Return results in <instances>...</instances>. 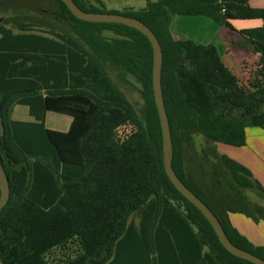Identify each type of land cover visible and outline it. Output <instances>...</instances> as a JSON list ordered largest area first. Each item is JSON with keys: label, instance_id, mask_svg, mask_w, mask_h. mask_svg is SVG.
Wrapping results in <instances>:
<instances>
[{"label": "trees", "instance_id": "obj_1", "mask_svg": "<svg viewBox=\"0 0 264 264\" xmlns=\"http://www.w3.org/2000/svg\"><path fill=\"white\" fill-rule=\"evenodd\" d=\"M74 2L87 12L135 17L155 33L173 168L231 242L264 259V247L230 219L264 220V208L248 195L263 196L264 186L218 150L219 143L245 146L249 128L264 129V8L250 0H145L120 12L102 0ZM172 16H202L232 30L235 20H261L238 30L261 55L255 89L241 83L215 44L177 41ZM0 17V160L10 182L0 264H255L222 245L166 174L154 53L143 33L82 20L62 0H0ZM122 86L140 94V107ZM18 105L33 120L14 119ZM49 112L70 116L68 130L47 128Z\"/></svg>", "mask_w": 264, "mask_h": 264}, {"label": "water", "instance_id": "obj_2", "mask_svg": "<svg viewBox=\"0 0 264 264\" xmlns=\"http://www.w3.org/2000/svg\"><path fill=\"white\" fill-rule=\"evenodd\" d=\"M70 11L78 18L89 21V22H101V23H117L133 27L143 33L151 42L154 53L153 62V88L154 96L158 108V113L161 121L162 133H163V149H164V167L166 174L171 180L175 188L192 204H194L207 218L212 227L214 228L220 242L222 245L233 255L253 262L255 264H264V259L261 257L248 252L244 249L237 247L231 242L227 236L221 222L215 213L209 208V206L202 201L193 191H191L179 178L177 173L173 168V139L171 134V126L165 106V101L163 97L162 89V66H163V51L161 44L151 30V28L146 25L143 21L123 14L118 13H102V12H87L81 9L74 0H62ZM2 18L0 17V23ZM10 199V182L0 160V211L8 203Z\"/></svg>", "mask_w": 264, "mask_h": 264}, {"label": "rangeland", "instance_id": "obj_3", "mask_svg": "<svg viewBox=\"0 0 264 264\" xmlns=\"http://www.w3.org/2000/svg\"><path fill=\"white\" fill-rule=\"evenodd\" d=\"M92 2H95V0H90ZM105 5L106 9L108 11L117 10L120 12H123L126 9H139L141 7L145 6V0H102ZM185 18H193V17H185ZM187 21H184V23L179 24L177 28L179 29V32L183 35L190 36L192 39H196L195 35H199L203 38L207 37H213L214 35V28L210 24H214L217 28L219 25L212 22L210 19H207L203 17V21H193L195 19H186ZM106 35H110V33L106 32ZM217 38L218 44H220L219 49L222 57L224 60L233 67L235 72L237 73L241 83L243 84H249L250 86L253 83H257L259 80V68L260 65L258 64V68L256 67V62H258L259 58L257 55H255V52L253 49L248 48L247 45H243L244 49L251 50L252 57L251 59H244L241 58L239 54V48L236 47L238 42H241V37L229 29H225L224 33L219 32ZM202 38V41H204ZM186 40V39H185ZM198 41V40H197ZM199 43V42H197ZM242 48V50H244ZM253 50V51H252ZM250 64V65H249ZM122 89L124 90L126 96L132 101V103L136 107H140L142 105V99L140 97V94L132 90L131 88L127 86H122ZM13 118L16 120H27L30 119L28 108L23 105H18L15 107L13 112ZM71 119L68 115H63L55 112H49L47 117V126L50 129L58 130V131H67L69 128V120ZM196 145L197 148L200 149L201 146L204 143V140L201 136H196ZM249 198L257 202L261 205V207L264 208V195L258 196L255 192H248ZM134 220L138 221V216L134 218ZM263 220V219H262Z\"/></svg>", "mask_w": 264, "mask_h": 264}, {"label": "crops", "instance_id": "obj_4", "mask_svg": "<svg viewBox=\"0 0 264 264\" xmlns=\"http://www.w3.org/2000/svg\"><path fill=\"white\" fill-rule=\"evenodd\" d=\"M250 3L254 7L264 8V0H250ZM185 17L187 16H184V17L172 16L170 19L169 27H170V30L174 38L177 41H180V42L193 41L194 43L199 42L197 44L212 43V44H215L219 48L220 44H218L217 42V38L219 36L218 34L220 31L224 33L225 29H229V28L222 27V26H219L217 28L212 23L210 25H212V27L214 28V32H215L213 37L203 38L199 35L194 34L193 36H195L196 39H192L190 36H187L186 34L183 35L182 33H180L177 27L180 26L179 24H182L184 23V21H187L186 19H195L193 21H200V20L203 21V17L202 16H195L193 18H185ZM232 24L236 31L232 29H229V30L238 34V30L260 27L262 25V21L259 19L235 20L232 22ZM202 38L204 41H202ZM236 45H237L236 47L239 48L238 50H239V54L241 58H244L246 60L251 59L252 57L251 50L248 51L249 49L248 50L244 49L243 47L244 42L242 38H241V42H238ZM242 48L244 50H242ZM254 52H255V55H257V57L260 59L261 55L256 51ZM224 62L237 75L233 67L229 65L225 60ZM257 63H259V60L258 62H256V67L258 68ZM259 72H260V68H259ZM259 76H260L259 80L262 79V76L260 73H259ZM255 84L256 82L250 86L247 83L246 86H248L251 89H255ZM47 117H48V114H47ZM27 120L31 121L33 119L30 117V119H27ZM71 122H72V118L69 120V126ZM46 126H47V118H46ZM218 150L221 153L226 154L229 157L247 166L253 172L254 177L258 179L261 182V184L264 186V129L249 128L247 130V143L245 146L235 147V146H230V145L219 143ZM230 219H231L232 224L240 231L241 234L246 236L255 245L264 247V220L255 222L252 218L247 217L246 215L241 214V213H231Z\"/></svg>", "mask_w": 264, "mask_h": 264}]
</instances>
